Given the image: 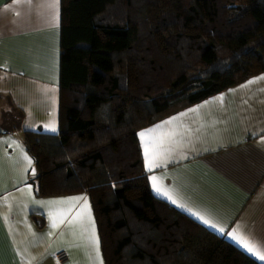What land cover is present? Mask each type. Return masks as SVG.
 Returning <instances> with one entry per match:
<instances>
[{"label":"trees","instance_id":"16d2710c","mask_svg":"<svg viewBox=\"0 0 264 264\" xmlns=\"http://www.w3.org/2000/svg\"><path fill=\"white\" fill-rule=\"evenodd\" d=\"M143 69L169 86L119 97ZM263 73L264 0H61L59 133L24 136L35 196L87 194L106 264H260L153 193L138 132Z\"/></svg>","mask_w":264,"mask_h":264},{"label":"crops","instance_id":"0c3cea01","mask_svg":"<svg viewBox=\"0 0 264 264\" xmlns=\"http://www.w3.org/2000/svg\"><path fill=\"white\" fill-rule=\"evenodd\" d=\"M60 57L61 0H0V264H61V254L67 264H106L89 196L37 198L30 184L34 161L24 136L59 133ZM260 77L139 131L178 117L154 134L164 143L151 171L138 139L158 198L264 264ZM78 197L86 204L49 203ZM242 241L258 251L250 253Z\"/></svg>","mask_w":264,"mask_h":264},{"label":"snow or ice","instance_id":"6c2138e0","mask_svg":"<svg viewBox=\"0 0 264 264\" xmlns=\"http://www.w3.org/2000/svg\"><path fill=\"white\" fill-rule=\"evenodd\" d=\"M258 79H264V77H260ZM254 82H256V81H250L249 83H254ZM193 111H195V110H193ZM175 119H178V117L172 118L168 121L163 122V124H161V125H157L152 129L142 131L138 134L145 144V155H146V160L148 162L149 171H151L154 166H159V160L157 159V157H159L161 155L162 150H163V143H164L163 139H157L154 134L157 132V130L161 129L164 125L171 124ZM52 131H55V129L53 128ZM145 137H147L148 139L145 140ZM149 148L152 149L151 153H149ZM28 163L31 164V161L29 160ZM152 180H153V183L155 185L156 177L153 176ZM156 191L159 192L160 189L157 188ZM169 199H172V198L169 197ZM81 202H84L86 204V197L72 198L71 200H66V201H53V202H49V203L71 205L74 203L79 204ZM172 203L175 204L176 201L172 200ZM179 206L183 207V205H179ZM85 211H87V209H85ZM200 219L203 220L204 224L209 225L212 228L216 227L215 224H209V221L206 219H203V217H201ZM89 221L91 222L90 217H89ZM221 231H223V229H221ZM93 242L98 247V241L95 239L94 235H93ZM242 242L244 244V247L247 248V250L250 253H255L258 251L257 249L254 248V246L250 245L247 241H242ZM260 259L264 260V254L260 255Z\"/></svg>","mask_w":264,"mask_h":264},{"label":"rangeland","instance_id":"374dc122","mask_svg":"<svg viewBox=\"0 0 264 264\" xmlns=\"http://www.w3.org/2000/svg\"><path fill=\"white\" fill-rule=\"evenodd\" d=\"M158 70L159 71L156 74H154L153 70L151 69H143L137 71L139 79L138 84L140 83V86L135 89H131L125 86L124 88L127 89V91L121 94L119 97H131V95L141 97L144 96L145 93L149 96L158 94L163 87L167 85L169 86L170 84L168 82L167 73L162 71L161 69ZM130 86H132V84ZM125 149L126 151L122 152L124 159H128L134 156V154L132 153L133 148L126 146Z\"/></svg>","mask_w":264,"mask_h":264},{"label":"built area","instance_id":"2783aa9c","mask_svg":"<svg viewBox=\"0 0 264 264\" xmlns=\"http://www.w3.org/2000/svg\"><path fill=\"white\" fill-rule=\"evenodd\" d=\"M61 261V264H67V258L65 254L58 255Z\"/></svg>","mask_w":264,"mask_h":264}]
</instances>
